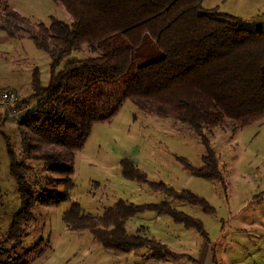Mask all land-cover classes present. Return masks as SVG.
I'll return each instance as SVG.
<instances>
[{"label":"trees","instance_id":"16d2710c","mask_svg":"<svg viewBox=\"0 0 264 264\" xmlns=\"http://www.w3.org/2000/svg\"><path fill=\"white\" fill-rule=\"evenodd\" d=\"M55 1L65 6L72 21L54 15L48 23L33 20L8 5L0 11V29L12 37L24 31L51 58L48 81H42L36 66L31 93L18 101L30 105L17 121L24 157L17 155L9 138L7 141L10 173L21 207L7 235L0 239V264H32L43 254L48 245L44 238L22 253L17 251L26 224L35 218V206L70 198L76 185L72 175L77 151L85 146L94 123L110 119L126 99L151 114L187 123L200 133L205 145L203 164L196 166L187 157L178 158L195 176L224 184L209 131L221 123L236 130L264 117V28L247 26L243 16L218 6L206 7L204 0ZM76 49L89 53L63 64ZM153 51L157 58L146 59ZM0 116L4 121L10 118ZM30 160L42 161L47 171L43 175L48 185H41L36 193V176L31 181L28 178L34 171ZM120 162L125 177L149 181L132 158ZM149 182L178 200L214 212L206 197L189 188ZM145 211L170 216L210 242L203 220L169 200L134 203L120 199L100 215L86 212L73 201L63 219L73 230H88L106 249L129 252L146 247L148 251L143 253L148 258L186 257L198 263L191 254L175 251L147 235L146 225L131 233L128 221ZM211 249L213 263L220 264L215 248Z\"/></svg>","mask_w":264,"mask_h":264},{"label":"rangeland","instance_id":"374dc122","mask_svg":"<svg viewBox=\"0 0 264 264\" xmlns=\"http://www.w3.org/2000/svg\"><path fill=\"white\" fill-rule=\"evenodd\" d=\"M218 3L222 10L243 16L249 27L259 26L256 22L260 20L264 26V8L261 7L264 0H218ZM7 5L33 20L48 23L54 15L72 21L65 6L55 0H0V11ZM259 14V18L251 20ZM88 53L86 49L73 50L63 64ZM157 56L153 51L146 59ZM50 60V54L38 48L24 31L12 37L0 29V92L15 91L19 99L28 96L32 90L33 69L40 68L42 81L46 83ZM26 111L11 116L9 121L0 119V239L7 235L13 216L21 207L20 193L10 173L7 141L9 138L17 155L23 158L17 121ZM209 134L226 184L222 180L195 176L179 160L182 156L196 166L203 164L205 145L200 133L187 123L151 114L126 99L110 119L94 123L85 146L77 151L72 175L76 185L70 198L54 205L37 204L35 218L26 224L17 251L22 253L39 238H44L48 245L32 264H106L108 256L136 263L139 258L135 250L122 253L103 248L88 230L71 229L63 213L73 201H78L86 212L100 215L120 199L134 203L169 200L177 208L203 220L210 234L207 248L202 246V235L196 229L185 228L170 216H161L155 211L132 217L128 221L129 231L136 232L143 224L147 226V235L167 240L171 237L163 234L161 228H165L171 236H182L183 245L191 254L201 256L207 249L211 264H214L212 247L220 264H264V117L236 130L229 123H221L213 126ZM124 157L132 158L149 181L176 189L189 188L206 197L214 212L178 200L154 188L149 181L125 177L120 162ZM30 161L35 174L30 172L28 178L31 181V177L36 176V193L41 185H48L43 175L47 171L42 161ZM40 172L42 175H37ZM140 251L148 249L144 247Z\"/></svg>","mask_w":264,"mask_h":264},{"label":"crops","instance_id":"0c3cea01","mask_svg":"<svg viewBox=\"0 0 264 264\" xmlns=\"http://www.w3.org/2000/svg\"><path fill=\"white\" fill-rule=\"evenodd\" d=\"M203 4L206 6V7H213V6H218L220 9H221V6L220 4L218 3V0H204L203 1ZM261 4V3H260ZM263 5V4H261ZM264 8V6H261ZM262 9V8H261ZM262 13H264V9H262ZM261 14L251 18V20L255 21L257 18H259L258 16H260ZM261 21L260 20L259 22H256L259 26H254L253 28H264L263 25H261ZM247 20H245V24H246ZM256 23L254 25H256ZM247 26H250L248 24H246ZM0 119L1 116H0ZM11 118H8L7 120L9 121ZM163 216V215H161ZM163 234H166L167 237H171L167 240H162L164 242H166L167 244H169V246L175 250V251H178V252H185V253H189L191 254V252H189V250H187L188 248L183 245L184 241L182 239V236H180L179 234L176 235V234H172V236L170 234L167 233V231L165 230V228H161ZM92 235V234H91ZM93 237V236H92ZM180 237V238H179ZM94 238V237H93ZM97 241V240H96ZM98 242V241H97ZM202 246L203 244L205 245V247L207 248V246L210 244V242H206L205 240H203L202 238ZM99 243V242H98ZM100 244V243H99ZM101 245V244H100ZM102 246V245H101ZM103 247V246H102ZM186 247V248H185ZM105 248V247H103ZM201 248V247H200ZM199 248V249H200ZM106 249V248H105ZM107 250H113V249H107ZM202 250V249H201ZM207 250V249H206ZM204 251L205 253H203L201 255V252L203 251H200V255L201 256H196L194 254H191L193 257H196L198 259V263L197 262H193L191 261L190 259L186 258V257H183V258H167V259H154V258H148L143 252L145 251H134L135 254H136V257L139 258V260L136 262V263H133L131 262V259L130 261L128 262H124L123 258H119V257H116V256H108L106 257V260H107V263L106 264H211L210 260H209V252L208 250L207 251ZM115 252H121V251H117V250H113ZM211 251V250H210ZM131 252V251H129ZM129 252H122V253H129ZM205 254V256H204ZM204 256V257H203Z\"/></svg>","mask_w":264,"mask_h":264},{"label":"built area","instance_id":"2783aa9c","mask_svg":"<svg viewBox=\"0 0 264 264\" xmlns=\"http://www.w3.org/2000/svg\"><path fill=\"white\" fill-rule=\"evenodd\" d=\"M19 96L15 91L3 90L0 92V114L18 116L20 112L30 106L29 104H19Z\"/></svg>","mask_w":264,"mask_h":264}]
</instances>
